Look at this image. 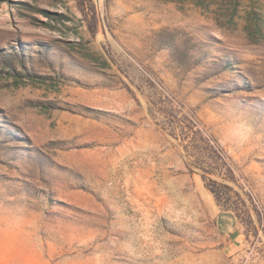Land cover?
I'll return each mask as SVG.
<instances>
[{"label":"rangeland","instance_id":"rangeland-1","mask_svg":"<svg viewBox=\"0 0 264 264\" xmlns=\"http://www.w3.org/2000/svg\"><path fill=\"white\" fill-rule=\"evenodd\" d=\"M0 264H264V0H0Z\"/></svg>","mask_w":264,"mask_h":264},{"label":"crops","instance_id":"crops-1","mask_svg":"<svg viewBox=\"0 0 264 264\" xmlns=\"http://www.w3.org/2000/svg\"><path fill=\"white\" fill-rule=\"evenodd\" d=\"M216 222L218 228H220L222 233L229 237L230 240L237 239L240 236L237 226L238 221L231 211H218L216 214Z\"/></svg>","mask_w":264,"mask_h":264}]
</instances>
